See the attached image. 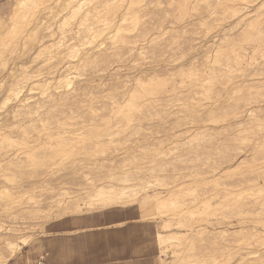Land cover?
Masks as SVG:
<instances>
[{
    "label": "rangeland",
    "instance_id": "374dc122",
    "mask_svg": "<svg viewBox=\"0 0 264 264\" xmlns=\"http://www.w3.org/2000/svg\"><path fill=\"white\" fill-rule=\"evenodd\" d=\"M132 1H133L132 4L128 3L127 5L126 3L124 4L123 7H120V9H123L126 6L127 7L131 6V9H134V11L132 10L133 13L135 14L137 13L136 18L138 24H136V26L133 24V22L129 24L130 23L129 19H127V21L125 22L126 24L124 26L129 31L126 32L127 34L124 32L122 33L131 36L130 37L127 36L129 38L125 40H122L121 37L120 40H118L117 38L118 46L121 45L120 46L121 50H119L120 53L118 52L117 54L116 52L115 55L113 54L112 56H109L107 59L106 58L103 59L101 62L100 61H97V63L93 62L95 66L94 68L91 67L89 68L88 66L91 65L93 67L92 63L86 64V61L82 60V55H81L82 49H79L77 53V57L76 56L71 58L63 57L64 59L61 60L62 62L61 61L59 62L58 60V63L56 64L59 65V67L57 68L59 70L58 74H60V78L61 75L63 76L67 75L66 78L62 77L60 79L61 81L64 80L63 82H61L63 84L69 82V83H73L74 85L79 80H81L82 77H84V75L81 76L82 73L87 74L92 71L97 74L96 75L97 78L94 77L92 87L90 86V88H85L84 90H80L78 93L79 95L74 96L76 99L73 100V98H70L69 100L66 101L67 103L66 102L60 103L59 104L60 107H58L59 105L57 106L55 104L57 106L56 107L53 104L55 107L51 105L48 107L42 106L37 108L35 107L36 105L32 104L30 108L29 107L27 108V111L26 108L25 110L24 108H22L23 109L22 111V109L20 110L19 108L18 110L15 107L17 103H20L19 100L21 99L22 100L27 99L30 103H33L34 99H36L39 94V90L37 91L36 89L34 90L31 88L34 86L33 80L38 77V73H39L37 62L30 60V58L28 59V56L29 57L32 56L33 52L35 51L33 49L35 47L34 41H32L31 38L29 39L27 38L25 42H20L18 45H16L17 48V49L15 48L16 51L12 50L13 52L11 51L9 53L10 55L6 57L7 60L5 65L4 66L2 64L0 65V137L2 138L6 137L7 139H10L8 141L11 144V145L9 144L10 147H8L9 145L8 146L6 145L8 141L6 140V138H3V141L5 139V141L7 142L4 141L6 144H4L3 146L0 145V152L2 151L5 152V150L9 151V149L13 150V151L10 150V152H7L5 154L7 156L9 155L8 159L7 156L5 155L1 156L0 154V165L1 164L3 165L0 166V171H1L0 173L2 174V175L0 174L1 175L0 190H2L1 191L2 193L0 192L1 195L0 205L4 201L3 203L4 205L2 206L5 207L4 208L5 210H3L2 209L3 207L0 206V223L6 225L8 222V224H10L12 220H10L9 217H11V215L9 216L3 214H5L6 212H7L6 214H8L9 211L13 212L15 209H17L15 210L16 212L15 211L14 212L18 214V217L19 216L21 217L18 218L19 220L16 219L17 222L19 223L20 226L22 225L24 228L27 227L26 230L24 229L22 231V233L24 235L32 236V240L29 242V244L23 246L21 250L12 258L13 263L16 262V264H36V260H37L42 262L41 264H43V258L45 257V253L48 251L50 247V240L48 237V233L46 232V225L53 220L47 221L44 217H40V218L36 217V213L32 214V212H28L31 209V206L34 205V203L33 202L30 203L26 200V203L31 204V205L30 204L26 205V203L24 202L25 200L24 197L31 195L35 197L36 200L38 199H40L39 201L42 200L40 204L44 205L50 200V197H53L58 193V191L59 192L61 191L60 188H65V190L68 191V193L70 191L71 192L69 193L70 196H74V197L78 196V198H82V197L87 198L88 196L86 197L85 194L88 193L87 195H90L91 192L93 193L94 190L96 191V189L99 186H103L106 184L107 185L116 184L115 185L116 187L117 185L126 186V187L130 186L132 189H138L140 191L144 189L145 191L141 192L142 195H144L147 192L149 194L157 193L159 195H166L167 189L169 187H171L173 184L182 183L184 181L186 183H192V184L195 183V185L198 183L199 186H205L208 189L214 188L216 187L214 185V183L216 182L211 181L212 167L217 166L218 169H221V167L223 166L222 162L225 161L224 159L222 160L221 155L225 151L223 149H226V147L224 146L225 144L219 142L224 141V139L225 140L231 139V137H229L228 139L223 137L222 139L221 135L226 133L227 134L236 133L237 130L240 128V126H242L241 124L244 125L241 128L247 126L246 125L247 123L248 125L251 126L255 124H264V55L260 56V53L258 51L255 52V50H253V46L256 42L254 38H257L256 35L264 31V2H262L264 0H257L256 2L253 3L254 5L250 8H246L244 5H240L241 4L240 2H242L241 0H223V1L217 0L216 2H214L215 0L212 1L211 0L208 1L181 0V2L180 0H156V1L153 0L154 3H152L153 2L152 0H151L152 2L149 0H144L145 2L141 1L140 3L137 2L138 0H132ZM146 1L147 2L149 1V3H147ZM185 1H188V4L187 3L183 4V2ZM12 2H14V0H0V18H5L10 13L11 11L10 6H12L11 5ZM107 2L109 3L111 1L91 0V3L93 4L97 3V5H103L106 4ZM116 3L118 7L119 4L117 0ZM206 3L208 6L206 5ZM259 4H261L262 6ZM136 5H137V9L135 7ZM190 7H192V9H190ZM225 7L227 9H223ZM255 7L256 8L258 7L257 8L258 10L255 9ZM223 11L224 13H222ZM234 12L237 13L235 16L232 15ZM130 13H128L130 15V16L128 15V17L131 19L134 14L133 13L130 14ZM227 17L231 19H228ZM200 19L203 20L200 21ZM204 19L206 21L208 20V23L204 21ZM142 21L144 23L143 25H141ZM201 23L202 25H198ZM140 25L142 26V28L140 27ZM138 27L140 28L139 30L141 31V34L138 33L139 31ZM150 27L151 29L148 30ZM226 27L228 31L226 30ZM133 28H136L135 29L136 32L133 30ZM260 29L261 31H258ZM235 30L237 33L234 32ZM239 31H242L240 32L242 33V35L240 33L238 34ZM246 31L247 33H245ZM225 33L227 34L229 33L230 38L228 37V39L230 40L229 41L226 40L228 43L222 40L223 35ZM232 33L235 34L237 38ZM133 34L136 36V38H134L135 36H133ZM137 34L139 36H137ZM65 35H66L65 41L67 39L66 41L67 44H70V42L74 41V39L72 38V36H74V33L71 34L70 32H66ZM258 36L259 38H262L264 40V33L259 34ZM58 37L55 40V42L59 40ZM219 37H221V40ZM159 38L161 40V44L163 43L162 45L160 44ZM121 40L122 42H120ZM212 40L213 43L215 42L214 44L212 43ZM222 41L223 43L225 42L224 43L225 46L223 45ZM186 42H188L189 45H187ZM217 42L219 45L217 44ZM119 43H124V44H119ZM125 44L128 45L126 46ZM192 44L195 45L193 46ZM212 44L214 46L211 47ZM130 46H136V47L133 48ZM241 46L245 48L242 50V53L245 54V58L242 59L241 61L240 60L231 61V59H228L230 65L233 66V67L230 66V71L216 70L217 72L216 71L210 72L211 75L210 73H206L207 77L205 73L202 74L203 70L206 69L205 65L207 64V66H211V64L209 63L212 61V59L214 60L215 52L212 51L218 49L219 47V51L217 53L219 55H217L218 58L216 57L217 58L216 60L219 63L220 62L219 58H221V61L225 62L226 61L225 57L230 54L232 48L233 49L239 48ZM60 47L63 48L64 47L63 44H61L58 48ZM128 47L133 48L134 52L132 51L133 53L132 52L129 53L130 50H128ZM154 47L157 48L154 49ZM158 49L160 50V52L158 51ZM138 51L140 52V54ZM122 52H124L125 55ZM27 53H29L28 56H26ZM226 53L227 55H225ZM24 54H26L25 57ZM223 55L225 57H223ZM120 56L121 58L122 56L125 57H123L124 59H120ZM25 59L29 60L30 62L26 61ZM78 60L80 61L79 62L80 66L77 65ZM104 61L107 62L105 63ZM248 61L250 63H248ZM82 64L85 65L83 66ZM247 64L249 65L246 66ZM103 65L104 66L106 65L105 69ZM219 65L217 63H214L215 68L216 67L219 68L220 67ZM192 66L194 69L192 68ZM225 66L226 65H224V67ZM77 67L79 69H77ZM7 68L10 69L6 70ZM61 68L62 69L66 68L67 72H65V69H63L64 70L63 71ZM80 68L83 69L84 71L86 68V71L84 72L83 70H80ZM60 69L62 72H60ZM87 69L88 70L91 69V70L88 71ZM182 69H184V71H181ZM188 69L189 71L190 69L195 70L197 74L189 75L188 74L189 71L187 72L185 71ZM201 69H202V73L200 72ZM143 70L147 71L146 72L147 74ZM178 71H180L179 74ZM9 72L12 73L10 74ZM231 73L233 77L234 75H236L235 79L232 77L233 80L232 78L231 79L228 78V76L231 75ZM98 74L99 76L102 77V79L101 78L99 79ZM113 74H115L119 78L117 82V89H114L112 86H110L109 81L106 80L110 77V75ZM25 75L27 76L26 79L23 78V76ZM224 75L225 77H227V79L224 77ZM214 76L221 78L220 81L219 80L214 81L213 80L215 78ZM161 77L164 80H166V78L167 79H169L170 77L171 78L169 79V81L166 80V82L164 83ZM180 78H182L184 82ZM178 79H180L181 81H179ZM142 80L145 81L147 80V82L145 81L142 82ZM176 80L178 83L176 82ZM188 80H190L189 81L190 84L187 83ZM206 80L208 82H206ZM180 82H182L183 85L184 83L188 85V87L186 84L184 85L183 92L188 93L189 95H192L194 97L196 96V98L190 99L189 101L186 100L184 102H182L183 100H180V103L177 101L175 102V100H173L175 98L172 88L173 86L171 85L172 83L178 85L180 84ZM221 82H223L224 84H221ZM140 84L146 86L149 90L156 91V88H158L157 90L163 89L166 92V94H168L170 97H166V99H168L167 101H165L166 99L163 100V102L161 101L160 102L161 105L156 104V105H151V107L150 106L147 107V106H139L138 104H136L134 107H132V110L129 112L125 110L124 112L119 111L121 106H117L113 110H111L110 107L107 106V108L106 107L104 108L101 105V103L104 102L105 99L106 101L109 99L108 97L104 98V96L115 94L121 91L123 87L130 86L135 89H138L139 87L141 88ZM73 85L72 84L66 85L63 89L68 87L69 93L71 91L73 93V90L71 88ZM155 85L158 87H156ZM200 85H201V89L204 92L203 94H202V90L200 89ZM245 85H247V87H245ZM20 86H23L21 90H19ZM170 87L171 89L169 90ZM111 88L114 89L111 90L113 93L110 91ZM94 89L95 91H92ZM98 89L99 92L97 91ZM103 89L105 90V92ZM165 89L166 90L168 89L167 90L168 93ZM197 90L201 92L199 93ZM84 91L86 92L84 93ZM72 93L70 94L73 96ZM87 93L89 94L87 95L86 99H88V97L91 96L89 99H91L94 105H91V101L90 102L88 101L89 99L85 103L86 101L85 96ZM95 93L97 95H95ZM205 93L207 94L204 95ZM210 94L211 95L213 94V96H210ZM207 95L209 98L207 97ZM99 96H101V98ZM203 98H205V100ZM117 99L120 100L119 94H117ZM75 100H79L81 103ZM227 100L228 102L229 101L230 102L227 103L226 102ZM234 100L236 101L237 105ZM192 103L194 105H191ZM78 104L79 105L82 104L83 106L79 108ZM87 105L92 106L93 109L95 107V110H93L92 107H88ZM100 106H102V109ZM14 107L15 109H13ZM213 108L216 109V112L211 111V110L215 111V109ZM32 109L36 110V112H34ZM139 109L142 110L139 111ZM14 110H16V112ZM56 110H60V111H56ZM110 110L112 112H116L117 115L111 113ZM24 111L25 114L23 113ZM49 112L50 113L52 112L53 115H56V117L54 116L53 118L52 115L51 118L52 113L49 114ZM212 112L215 115L218 114V117L217 116L215 117L212 114ZM92 113L97 115H95L94 120H89V116ZM42 115L43 118L46 116L47 118L50 117L51 119L49 118L50 119L49 121L48 120L42 121L41 120ZM210 117L212 118L211 120L208 119ZM222 117L224 121L221 120ZM249 117L252 118L249 119ZM255 117L259 121H257L256 119L255 121L253 119ZM57 118L59 119L58 121L55 120ZM128 118L130 121H128ZM214 118L217 119V121ZM247 119L251 121L249 120L247 121ZM252 120H254L255 122L252 123ZM231 126H233V128ZM235 126L236 127L238 126V128H236ZM217 127L219 128L217 129ZM226 127H229L227 128L228 131L225 129ZM59 131H61V133ZM206 131H209V134H211L210 136L211 138L209 137L210 139H207L208 136L206 137L201 135V134H208V132L206 133ZM218 131L220 132L219 134ZM194 133L196 136H194ZM49 135L51 136L49 137ZM60 136L64 138H61ZM212 136L216 138H212ZM57 137H59L58 140ZM193 142L194 143L198 142L200 146L198 144L194 145ZM71 143H73L74 145H72ZM222 145L224 147H222ZM70 146H72L73 148L71 149ZM52 147L56 149L54 148L52 149ZM41 148L42 149L44 148L45 150L44 149L42 150ZM69 148L72 151L69 150ZM15 151H17L16 152L17 156L19 155L21 159L23 157L22 161L20 162L22 165L20 163L19 164L17 163L16 165V161H14L15 163L13 161H10V160H14V158L16 157L15 156L16 153H14ZM41 151H43L44 153H42ZM26 152H27V156H26ZM45 153H47V155ZM13 154L14 156H12ZM59 155L60 157L61 156L62 157L60 158ZM32 156L36 158L33 161V164L31 165V163H27V162H29L30 157ZM42 156H44L45 158ZM11 157L13 158L11 159ZM3 158L6 159L4 160ZM43 158L47 163L44 161ZM2 159L3 161L1 162ZM62 159L63 162H61ZM37 160L39 162H37ZM12 164L14 167H12ZM45 164H47V166ZM27 165L28 167H26ZM16 166L19 167L18 170ZM249 167H250V163L245 164L242 168V171L249 169ZM238 171H241V169H239ZM4 174L6 176H4ZM122 174L123 177H125L126 175L132 178V180H130V178L128 180L127 177L126 178L127 181L125 180L123 183V181L120 180ZM112 178L114 181L112 180ZM222 182L225 183L227 182V184L232 183L231 178L229 177L223 178ZM137 185H142V187L139 186L137 188ZM4 190L6 191L5 193H3ZM10 192H12V194ZM9 195H11L12 197L15 196L16 202H15V198H12ZM43 199H45V201ZM22 202H24L25 204H22ZM17 204L19 205L17 206L19 210L17 207H12ZM134 205L130 206V208L133 209L135 215H137L140 219L141 218L140 209L136 205L135 206ZM8 206L12 208H7ZM20 206L22 209H20ZM219 211L220 213L218 214ZM227 213L228 212L225 209L220 208L219 210L216 211L215 215L210 217L211 219L210 221H212L211 223L215 224L216 222L215 226H217V230L219 228H222V224H218L219 221L222 222L225 220L226 222L227 221L231 222V225L229 224H228L229 226L225 225V228H228L230 231L235 229L236 226L232 224L235 220L234 219L235 217H232V214L228 217ZM13 215L14 214H12V216ZM144 219H145L144 221L153 222L156 226V232H157L158 230H161L160 225L163 222L162 220L167 219V217L164 216L161 218H147V219L144 218ZM194 220L196 221L197 219ZM258 226L259 227L261 226V233L264 234V225L258 224ZM208 227H209L208 229H211L210 225ZM230 233H228L229 235L228 237L226 236V238L227 240L230 239L229 243L227 241V246L228 248L230 246L229 249L232 250L234 244L236 243H234L235 242L234 238L233 240H231L233 234L231 233L230 235ZM205 234H206L205 237L204 234L200 235L201 237H199V235L194 234L195 238L194 235H192L194 241H191L192 242L190 244L191 250L186 251V253L189 252L188 254L193 255L194 257H196L201 252H206V251H208L206 253L215 255L216 257L218 254H221V252L223 251L222 249H220L221 245L220 248H218L220 241L218 239L221 238L220 237L218 238V235L212 236V234H210L209 232L208 233L206 232ZM212 238L214 239V243L216 241V245L212 243L213 242ZM42 239H44V242ZM206 239L210 241V244ZM202 243L206 245L208 244L209 249L208 248L206 249L207 246L206 245L203 246ZM196 245L198 246V248L196 247ZM202 246L203 248L201 251L200 249ZM223 246L224 244H222V247ZM194 247L196 249H193ZM219 249L222 251L220 252ZM253 249L256 251L258 249V252L262 253L264 250V245H261V247L260 246L254 247ZM193 256H191V259ZM161 257L163 260H165L164 261V263L166 262L165 264L168 263L171 264L173 260L170 261L169 259H174L169 249H167L166 252L161 253L159 247V256L155 259V264H161L162 262ZM238 258L239 256L235 255L234 258L231 260L232 261L231 264H236L235 261H237Z\"/></svg>",
    "mask_w": 264,
    "mask_h": 264
},
{
    "label": "bare ground",
    "instance_id": "6f19581e",
    "mask_svg": "<svg viewBox=\"0 0 264 264\" xmlns=\"http://www.w3.org/2000/svg\"><path fill=\"white\" fill-rule=\"evenodd\" d=\"M110 1L111 2H109V3L107 2L106 4H103V5H97V3L93 4V3H91V0H14V2H12V4H11L12 6H10L11 9L9 8L11 10L10 13L5 18H0V65L1 64L3 66L5 65L6 60H7L6 57H8V55H10L9 53L12 50L13 51L15 50L16 45H18L20 42H25V40L27 38L28 39L31 38L32 41H34L35 47L34 48L32 47V48L35 51L33 52L32 56H30V57L28 56V54L30 53L29 52V53H27V55L24 54V57L26 55V56H28V59L30 58V60L36 61L38 68H39L38 77L33 80L34 86L31 87L34 90L35 89L37 91L39 90V94H38L37 98L34 99L33 103H30L27 99L19 100L20 103H17L15 105L16 109L19 110V108H20V110H21L22 108H24V110H25V108H26V111H27V108L28 107L30 108V106L32 104L36 105L35 107H37V108L42 107V106L48 107V106H51L53 104L54 105L56 104L58 106L60 103H65L70 98H73V100L76 99L74 96L79 95L78 93L80 90H84L85 88H90V86L91 87L93 86L92 83L94 81V77H96L97 74L92 72V71L87 73V74L82 73L81 76L84 75V77H82L81 80H79L74 85H73V83H69V82L65 83V84L61 83L64 80L62 79L63 81H61L60 79L62 77L66 78L67 75L66 76L61 75V78H60V74H58L59 70L57 68V67H59V65L56 63H58V60L60 62L64 58H69V57L71 58V57H75V56L77 57V53H78L79 49H82V52H81L82 53L81 54L82 60L86 61V64L87 63L93 64V62L97 63V61L101 62L103 59H105V58L107 59L109 56H112L113 54L115 55L116 52L118 54L119 50H121V48H120L121 45L118 46L117 38H118V40H120V37H121L122 40H125L131 36V35L130 36L126 35L127 34L126 32H128L129 30L124 25L126 24L125 22L127 21V19H129L130 20L129 24H131L133 22V24L136 26V24H138V21L136 18L137 13L136 14L133 13L134 9H131V6H128V7L126 6L125 8L120 9V7H123L124 4H126V3H127V5H128V3L132 4L133 3L132 0H117L118 4H119L118 7H117L116 0H110ZM141 1H144V0H138L137 2L140 3ZM149 1H151V0H149ZM149 1L148 2L146 1V2L149 3ZM216 1L217 0H215L214 2H216ZM218 1H220V0H218ZM221 1H223V0H221ZM241 1L242 2H240L241 3L240 5H244L246 8H250L254 5L253 3L256 2L257 0H241ZM180 2H181V0H180ZM262 2H264V1H262ZM152 3H154V1ZM184 3L188 4V1L183 2V4ZM150 4H148V5H150ZM204 4H205V2H204ZM137 5L135 6L136 9H137ZM206 5H207V3H206ZM259 5H261V4H259ZM141 6H142V4H141ZM117 8H119V9H117ZM132 8H134V7H132ZM257 8L255 7V9H257ZM190 9H192V7H190ZM223 9H227V8L225 7ZM230 10H228V11H230ZM236 11H238V10H236ZM130 12L134 14L131 19L128 17V15H129L128 13H130ZM222 13H224V11ZM220 14H221V12H220ZM236 14L237 13L234 12L232 15L235 16ZM139 15H142V14H139ZM228 19H231V18H228ZM201 20H203V19H200V21ZM215 20H217V19H215ZM204 21H206V20L204 19ZM220 21H221V19H220ZM206 22L208 23V20ZM206 22H205V24H206ZM198 23H200V22H198ZM143 24L144 23L142 21L141 25H143ZM141 25H140V27L142 28ZM198 25H202V23L198 24ZM153 26H152V28H153ZM129 29H130V27H129ZM135 29L136 28H133L134 31H135ZM139 29L140 28L138 27V30ZM150 29H151V27L148 30H150ZM257 29H258V27H257ZM226 30H227V27H226ZM226 30H224V31H226ZM139 31H138V33L141 34V31L140 32ZM258 31H261V29ZM66 32H70L71 34L74 33V36H72V38L74 39L75 42L74 41L70 42V44L66 43V41H67V39L65 41V37H66L65 33ZM122 32H124L126 34H124ZM234 32H236V30ZM240 32H242V31H239L238 34ZM248 32H249V30H248ZM245 33H247V31ZM262 33H264V31ZM262 33H259V34H262ZM232 34H231V37H232ZM240 34L242 35V33H240ZM233 35H235V34H233ZM258 35H256L257 38H254V40H256V42L253 46V50H255V52L258 51L260 53V56L261 55L263 56L264 55V43H263L264 40L262 38H259ZM127 36H129V37H127ZM133 36H135V35L133 34ZM137 36H139V35L137 34ZM57 37L59 40L57 42H55ZM67 37H69V36H67ZM228 37H229V33L228 34L225 33L223 35L222 40L223 41H226V40L229 41L230 39H228ZM134 38H136V36ZM219 38L221 40V37H219ZM236 38H237V36H236ZM238 38H240V37H238ZM122 40L120 42H122ZM215 40H217V39H215ZM159 41L161 44L160 38H159ZM223 41H222V43H223ZM127 42H129V41H127ZM233 42H234V40H233ZM124 43H119V44H124ZM154 43H156V42H154ZM157 43H158V40H157ZM212 43H213V40H212ZM222 43H220V44H222ZM224 43H223V45L225 46ZM248 43H249V41H248ZM248 43H246V44H248ZM61 44H63L64 47L58 48ZM186 44L189 45L188 42H186ZM213 44L211 45V47L214 46ZM217 44H218V42H217ZM125 45L127 46L128 44H125ZM231 45H233V44H231ZM237 45H238V43H237ZM240 45H241V43H240ZM251 45H252V42H251ZM156 46H158V45H156ZM130 47L134 48L136 46H130ZM123 48H124V46H123ZM133 48L128 47V50H130L129 53L133 51ZM155 48H157V47H154V49ZM243 49H245V48L242 46L239 48H234V49L232 48V50L230 51V54L227 55V53H226L225 55H227V56L225 57L223 55V57H225L226 61L228 59H231V61H234V60H240L241 61L242 59L245 58V54L242 53ZM215 50L212 51V52H215V57L212 55L214 57V60L213 59H212V61L210 60L211 62L209 64H211V66H207V64H206L205 65L206 69L203 70V73H202L203 68L200 71L202 74L210 73V72H213L216 70L217 71H222V70L230 71V66H232V65H230L229 60L227 62L226 61L223 62V61H221V58H219L221 63L220 62L218 63L216 59L218 58L217 55H219V54H217L219 51V47H218V49H215ZM31 51H32V49H31ZM158 51L160 52L159 49H158ZM122 53L124 54V52H122ZM139 54H140V52H139ZM220 55H221V53H220ZM256 55H257V53H256ZM130 56H131V54H130ZM123 57H125V56H122V58L120 56V59H124ZM116 58H117V56H116ZM110 59H111V57H110ZM126 60H128V59H126ZM222 60H223V58H222ZM26 61H29V60H26ZM79 62L80 61L78 60L77 65H79ZM214 63H217L218 65L221 64V65H219L220 66L219 68L218 67L215 68ZM248 63H250V62L248 61ZM102 64H104V63H102ZM244 64H246V63H244ZM82 65L84 66L85 64H82ZM224 65H226V66L224 67ZM248 65L249 64H247L246 66H248ZM88 66H89V68L95 67L94 64H93V67L91 65H88ZM97 66H98V64H97ZM105 66L103 65L104 69L106 68ZM193 66H192V68H193ZM81 68H83V67H81ZM81 68H80V70H83ZM244 68H246V67H244ZM9 69L10 68H7L6 70H9ZM61 69H60V72H62ZM63 69H65V72H67L66 68H63ZM77 69H79V68L77 67ZM193 69H190V71H189V69L185 70V71L186 72L189 71V73H188L189 75L197 74V72ZM89 70H91V69H89ZM236 70H238V69H236ZM85 71H86V68H85ZM181 71H184V69H182ZM231 71H232V69H231ZM69 72H70V70H69ZM78 72H80V71H78ZM101 72H102V70H101ZM144 72L146 73L147 71H144ZM179 72L180 71H178V74H179ZM9 73L11 74L12 72H9ZM141 73H143V72H141ZM115 74L110 75V77L106 80L109 81L110 86H112L114 89H117V82H118L119 78ZM175 74H176V72H175ZM210 75H211V73H210ZM235 76L236 75H234V77H233L232 73H231V75H229L228 78L231 79L233 77L235 79ZM26 77H27L26 75L23 76L24 79H26ZM98 77H99V79L100 78L102 79V77L99 76V74H98ZM180 77H181V74H180ZM183 77H184V75H183ZM206 77H207V74H206ZM214 77H215L213 79L214 81L215 80L220 81V79H221V78H218L217 76H214ZM224 77H225V75H224ZM211 78H212V76H211ZM225 78L227 79V77H225ZM233 78H232V80H233ZM157 79H159V78H157ZM169 79L166 78V80H168V81H169ZM180 79L182 80V78H180ZM180 79H178V80L181 81ZM185 79H186V77H185ZM103 80H104V78H103ZM103 80H102V82H103ZM166 80L163 79V82L165 83ZM143 81H145V80H142V82ZM182 81L184 82V80H182ZM189 81L190 80H188L187 83H189ZM73 82H75V81H73ZM137 82H139V81H137ZM145 82H147V80ZM151 82H153V81H151ZM176 82H177V80H176ZM206 82H208V81L206 80ZM168 83H170V82H168ZM227 83H229V82H227ZM69 84L73 85L71 87L73 90V93H72V91L70 92L73 94V96L69 93L68 87L63 89L66 85H69ZM185 84L186 83H184V85ZM193 84H194V82H193ZM221 84H224V83L221 82ZM184 85L182 84V82H180V84H178V85H175L174 83H172L171 86H173L172 88H173V93H174V97H175L173 100H175V102L177 101L180 103V100H183L182 102H184L186 100L189 101L190 99L196 98V96L194 97L192 95H189L188 93L183 92ZM140 86H141V88L138 86L140 89L139 88L135 89V88L130 87V86L129 87H123V89L121 91H119L117 93L114 92L115 94L104 96V98L108 97L109 99L107 101L105 99V101L102 102L101 105L104 108L105 107L107 108V106H108V107H110L111 110H113L117 106H121L119 111L124 112V110H125V111L129 112L132 110V107H134L136 104H138L139 106H147V107L148 106L151 107V105H156V104L161 105L160 104L161 101L163 102V100H165L166 97H170L168 94H166V92L163 89H160V86H162V85L159 86L160 90H157L158 88H156V91L155 90H149L146 86H143L141 84H140ZM163 86H165V85H163ZM22 87L23 86H20L19 90H21ZM150 87H151V85H150ZM156 87H158V86H156ZM187 87H188V85H187ZM245 87H247V85H245ZM97 88H98V86H97ZM248 88H250V87H248ZM114 89L111 88L110 91L114 90ZM170 89H171V87L169 88V90ZM196 89H198V88H196ZM200 89H201V85H200ZM92 91H95V89ZM97 91L99 92V89ZM97 91H96V93H97ZM189 91H190V89H189ZM197 91L199 92V90H197ZM210 91H211V89H210ZM85 92L86 91H84V93ZM104 92H105V90H104ZM89 93L86 94L85 99ZM96 93H95V95H97ZM167 93H168V91H167ZM203 93L204 92L202 90V94ZM210 93H212V92H210ZM117 94L120 95V100L117 99ZM206 94L207 93H205L204 95H206ZM256 94H257V92H256ZM210 96H213V94L212 95L210 94ZM261 96H262V93H261ZM90 97H88V99ZM99 97L101 98V96H99ZM207 97H208V95H207ZM205 98H203V99L205 100ZM88 99H86L85 103L87 102ZM167 100L168 99H166L165 101H167ZM52 101H53V103H52ZM75 101H79V100H75ZM88 101L90 102L91 99H89ZM98 102H99V100H98ZM226 102L229 103L230 101L228 102V100H227ZM235 103H236V101H235ZM171 104H172V102H171ZM80 105L78 104L79 108H81L83 106L82 104H80ZM91 105H94L92 101H91ZM180 105H182V104H180ZM191 105H194V104L192 103ZM236 105H237V103H236ZM67 106H69V105H67ZM70 106H71V103H70ZM102 106H100L101 109H102ZM15 107L13 109H15ZM58 107H60V105ZM63 107H66V106H63ZM88 107H92V106H88ZM92 109H93V107H92ZM213 109H215V108H213ZM28 110H30V109H28ZM93 110H95V107ZM141 110L139 109V111H141ZM229 110H231V109H229ZM14 111L16 112V110H14ZM22 111H23V109H22ZM33 111L36 112V110H33ZM56 111H60V110H56ZM211 111L216 112V109H215V111L214 110H211ZM213 112H212V114L215 117L216 116L218 117V114L215 115ZM23 113L25 114V111ZM51 113L49 112V114H51ZM111 113H114L117 115L116 112L111 111ZM26 114H28V113H26ZM30 114H32V113H30ZM52 115H53V113L51 114V118H52ZM95 115H97V114L92 113L89 116V120H94ZM54 116L56 117V115H53V118H54ZM112 116H114V115H112ZM74 117H75V115H74ZM256 117L253 119L255 120ZM49 118L50 117L47 118L46 116L43 118V115L41 116L42 121H45V120L49 121L51 119V118L50 119ZM251 118L249 117V119H251ZM208 119L211 120L212 118L210 117ZM249 119H247V121ZM259 119H260V117H259ZM55 120L58 121L59 119L57 118ZM215 120L217 121V119H215ZM221 120H223V117ZM254 120H252V123H254L256 120L259 121L258 119H256L255 121ZM128 121H130L129 118H128ZM249 121H251V120H249ZM249 123H251V122H249ZM235 124H237V123H235ZM241 125L244 126L243 124H241ZM246 125L247 126H245L243 128H241L242 126H240L241 129L239 128L238 130L236 129V128H238V126L237 127L235 126L236 127L235 129L237 130L236 133H230V134L226 133V134L221 135L222 139H223V137L226 139L231 137V139L230 140L224 139V141L219 142V143L225 144L224 146L226 147V149H223L225 151L221 155L222 160L224 159L225 161L222 162L223 166L221 167V169H218L217 166L212 167L211 181L216 182V183H214V185L216 186L214 188L208 189L205 186H199L198 183L195 185V183H193V184L192 183H186L184 181L182 183L173 184L171 187H169L167 189L166 195H159L157 193H152V194L150 193L149 194L148 192L145 193L144 195H142L141 192L145 191V190L144 189L142 190L141 188L140 189L142 191H140L138 189H132L130 186H129L130 188L126 187V186H118V185L116 187L115 186L116 184L115 185H107L106 184L103 186H99L96 189V191L94 190L93 193L91 192L90 195H87L88 193L85 194L86 197L88 196L87 198H83V197L78 198V196L77 197L70 196V194H69V193H71L70 191L68 193V191H66L65 188H60L61 191L60 192L58 191V193L56 192L57 194L54 195L53 197H50V200L48 199L49 201L44 205L40 204V202L42 200L41 201H39L40 199L36 200L35 197H33L31 195L24 197L25 198L24 202L26 203V200L30 203L33 202L34 205L31 206V209L28 212H32V214L36 213V217H39V218L44 217L47 221L55 220V219H58V218H61V217L67 216V215H71V214H81L84 212L102 210V209L112 208V207H116V206L117 207H130V206H133L135 204L140 209V216H141L140 219L141 220H145L144 218L147 219V218H161L164 216L167 217V219H163V220L161 219L163 222L160 225L161 230H158L156 232V240H157V243L160 247L161 253L166 252L167 249H169L170 253H172L174 259H169V260L170 261L173 260L174 263L171 262V264L172 263L173 264H231V262H232L231 260L234 258L235 255L239 256L238 260L235 261L236 264H264V250L261 253V252H258V249H257V251L253 249L254 247H258V246L261 247V245H264V234L261 233V226L260 227L258 226V224L264 225V124H255V125L251 126V125H248V123H247ZM225 126H228V125H225ZM229 127H226L225 129L227 130V128H229ZM231 127L233 128V126H231ZM218 128L219 127H217V129ZM59 132L61 133V131H59ZM207 132H208V134H201L200 132L199 133L202 136H206V137L208 136L207 139H210L211 134H209V131H206V133ZM213 133H214V131H213ZM219 133L220 132L218 131V134ZM50 136L51 135H49V137ZM194 136H196L195 133H194ZM60 137L64 138L62 136H60ZM192 137H193V135H192ZM3 138H6V137H3ZM3 138L0 137V145L1 146L6 144L5 142L10 140V139L6 138L7 141H5V139H4V141H5L4 142ZM58 138L59 137H57V140H58ZM212 138H216V137L212 136ZM11 142H12V140H11ZM198 142L197 143L193 142V143H194V145L198 144L200 146V144ZM209 142H210V140H209ZM9 144H10V142L8 141L6 145L8 146ZM71 144L74 145L73 143H71ZM206 144H207V141H206ZM10 145L8 147H10ZM199 146H197V147H199ZM224 146L222 145V147H224ZM70 147H71V149L73 148L72 146H70ZM203 147H206V146H203ZM53 148L54 147H52V149ZM194 148H196V147H194ZM3 149H1V150H3ZM54 149H56V148H54ZM71 149L69 148V150H71ZM10 150L13 151L12 149H9V151L5 150V152H3V151L0 152L1 156L5 155L7 152H10ZM48 151H47V153H48ZM16 152L17 151H15L14 153H16ZM41 152L44 153L43 151H41ZM47 153H45V154L47 155ZM63 153H64V151H63ZM31 154H33V153H31ZM5 156H7V155H5ZM8 156H7V159H8ZM12 156H14V154ZM15 156L16 157L14 158V160H10V159L9 160L13 161V162L16 161V165H17V163L19 164L22 161L23 157L21 159L19 157V155L17 156V153ZM26 156H27V152H26ZM36 156H37V153H36ZM42 157H44V156H42ZM42 157H40V158H42ZM59 157H60V155H59ZM12 158L13 157H11V159ZM35 158L36 157H33V156L30 157V160L27 163H31V165H32ZM37 158H39V157H37ZM3 159L1 160V162L3 161ZM24 159H27V158H24ZM38 160H37V162H39ZM44 161H45V159H44ZM7 162H8V160H7ZM7 162H6V164H7ZM61 162H63V159ZM247 163H250L249 169L242 171L243 166ZM13 164H12V167H14ZM21 165H20V168H21ZM45 165L47 166V164H45ZM248 166H249V164H248ZM26 167H28V165ZM34 167H35V165H34ZM18 169H19V167H17V170ZM239 169H241V171H238ZM126 173H127V171H126ZM4 176H6V175L4 174ZM127 177L129 180V178H130L129 176L125 175V177H123V174H122L121 179L120 178L119 179L122 180L124 183L125 180L127 181V179H126ZM228 177L231 178L232 183L227 184V182L226 183L222 182L223 178H228ZM112 180H113V178H112ZM130 180H132V178H130ZM139 186L142 187V185H137V188ZM3 189H4V187H3ZM5 190H6V188H5ZM5 190L3 191V193L6 192ZM1 191L2 190H0V192ZM10 193L12 194V192H10ZM9 196H11V195H9ZM16 196H17V194H16ZM12 198H15V196H13ZM43 200L45 201V199H43ZM9 201H11V200H9ZM9 201H7V202H9ZM15 202H16V198H15ZM15 202H12V203H15ZM24 202H22V204H25ZM3 203H4V201H3ZM3 203L0 206L4 205ZM30 203H26V205L27 204L29 205ZM8 205H9V203H8ZM17 206H19V205L17 204V205L12 206V207H17ZM12 207L8 206L7 208H12ZM4 208L5 207H3L2 209L5 210ZM220 208H223L228 212L227 213L228 217L231 214H232V217H235L234 218L235 220L232 223L236 226L234 230L230 231L228 228H225V225H227V226L231 225V222L227 221L228 222L227 223L226 220L222 221V222L219 221L218 224H222V228H219L218 230H217V226H215L216 222H215V224L211 223L212 221H210L211 220L210 217L215 215L216 211L219 210ZM20 209H22L21 206H20ZM15 210H17V209H15ZM18 210H19V208H18ZM13 212L9 211L8 214H6L7 212L5 214H3V215H9V216L11 215V217H9L10 220H12L10 222V224H8V222L6 225L0 223V264H7L21 250V248L23 246L29 244V242L32 240L31 235H24L22 233V231L24 229L26 230L27 227L24 228L22 225L21 226L19 225V223L17 222L16 219H18L20 216L18 217V214L15 213L16 211L14 213ZM219 213H220V211L218 212V214ZM12 214H14V215L12 216ZM225 214H226V212H225ZM225 216H227V215H225ZM2 219H3V217H2ZM194 219H197V220L195 221ZM23 225H24V223H23ZM209 225H210L211 229H208ZM206 232L207 233L209 232L210 234H212V236L218 235V238L219 237L221 238V239H218V240H220L218 248H220V245H221L220 249L223 250L222 251L219 249L220 252L222 251L221 254H218L216 257L215 255H211L209 253H206V252H208V251H206V252H201V253L199 252L200 254H198V255L196 253L197 256L194 257L193 255L188 254L189 252L186 253V251L191 250L190 244L192 243L191 241H194L192 238V235L196 234V235H199V237H201L200 235L204 234V237H205ZM230 232L233 234L231 240H233V238L235 240V242L234 241H232V242L236 243V244L233 243L234 246H233L232 250L229 249L230 246H229V248L227 246V241L229 243L230 239L227 240V238H226V236L228 237V235H229L228 233H230ZM231 233H230V235H231ZM26 234H27V232H26ZM28 234H29V232H28ZM194 238H195V235H194ZM208 239H210V238H208ZM208 239H206V240L210 244V241ZM212 240H213L212 243H214L213 238H212ZM201 241H200V244H201ZM214 244L216 245V241ZM222 244H224L223 247H222ZM202 245L204 246L206 244L202 243ZM203 246L200 249L201 251H202ZM206 246H207L206 247V249H207L208 244ZM196 247L198 248L197 245H196ZM209 247H211V246H209ZM193 249H196V248L194 247ZM191 256H193L194 258L192 257V259H191ZM161 259H162V257H161ZM164 261L165 260L162 259L161 264H165L166 262L164 263Z\"/></svg>",
    "mask_w": 264,
    "mask_h": 264
},
{
    "label": "crops",
    "instance_id": "0c3cea01",
    "mask_svg": "<svg viewBox=\"0 0 264 264\" xmlns=\"http://www.w3.org/2000/svg\"><path fill=\"white\" fill-rule=\"evenodd\" d=\"M46 232L43 264H155L159 256L155 224L130 207L67 215L48 223Z\"/></svg>",
    "mask_w": 264,
    "mask_h": 264
},
{
    "label": "built area",
    "instance_id": "2783aa9c",
    "mask_svg": "<svg viewBox=\"0 0 264 264\" xmlns=\"http://www.w3.org/2000/svg\"><path fill=\"white\" fill-rule=\"evenodd\" d=\"M42 262H40V261H38V262H36V264H41Z\"/></svg>",
    "mask_w": 264,
    "mask_h": 264
}]
</instances>
